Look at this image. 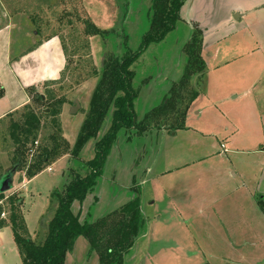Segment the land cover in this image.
<instances>
[{"label": "rangeland", "instance_id": "374dc122", "mask_svg": "<svg viewBox=\"0 0 264 264\" xmlns=\"http://www.w3.org/2000/svg\"><path fill=\"white\" fill-rule=\"evenodd\" d=\"M2 1L14 16V20L18 21V24L26 26L23 29H18L20 34L25 31V28L35 29L37 25L47 26L57 32V36L61 40L62 51L66 58L62 73L56 81L45 82L38 91L46 93L48 90L51 91L55 99L68 98L67 100H70V103L60 106L61 111L56 118L61 128V136L67 141L69 147H73L97 82V76L93 75L100 71L101 65L109 53L121 54L138 48L142 35L149 26L150 0ZM191 1L189 0L180 9V16L186 20L184 21L180 17L175 28L159 42L149 44L132 65V69L135 71L132 84L138 92L134 101L138 119L142 118L141 113H146L159 106L165 96H172L173 99L176 97L174 93L180 88L179 84L182 82L181 77L186 65L183 46L191 36L192 27L198 26L204 30L214 24L224 11L223 7L218 6L219 0H195L194 6H191ZM16 7L19 14L12 10ZM87 23H93L98 28L111 32L104 35H87L85 33ZM220 35H223L221 29L213 32V37ZM38 38H41L40 35L33 36L32 34L29 37L30 41L23 45L24 39L16 34L13 37L11 55L18 57L21 50L32 46L31 42ZM5 51V47L0 45V62L4 60ZM207 68L208 66L206 70ZM2 69L4 70L2 76L11 75L7 73L9 70ZM193 75L188 80V84L193 86L194 91H201L204 85L202 80L205 78L200 81L196 73ZM260 81L259 87L264 83V77ZM0 86L2 87V85ZM262 91L264 92V88ZM49 93L46 94V99L44 97L43 101L37 100L35 94H32V106L37 111H41L47 103L51 102L52 98L49 97ZM186 94L189 97V93ZM202 95L203 93H199L197 98H194V104L200 105V102H203L198 99ZM15 96L16 98L22 97V91L17 89L14 99ZM187 99L183 97V105ZM75 100L79 101L80 108L76 112H71ZM178 100L179 98L176 101V106L179 107L182 100ZM43 112H48V110L43 109ZM18 116L19 113L15 118L12 117V120H16ZM52 118V116L42 114L43 128L40 138L28 143L25 147L13 145V141L11 142L9 139V123H0V184L6 171L15 168L11 188L0 193L2 194L0 209L3 212L0 217L4 218L5 222H8L9 215L12 213L20 217L21 220H18L22 227H19V233L34 241H39L44 237L47 222L52 216L57 201L56 190L62 186V173L69 162V153H66L62 155V161L50 163L32 180H27L29 178L25 169L34 160L40 147L46 143L49 147L54 145L47 135L57 134L58 125ZM195 118L190 115L187 121L184 119V126L201 128V120H195ZM107 120L101 133L107 127ZM164 130L166 129L159 127L148 128L144 133H138L134 129L121 130L118 133L106 158L103 173L97 179L94 188V193L98 196V203L100 201L98 205L95 204L96 210L106 211L108 207L116 205L114 204L116 203L115 199L123 198L125 193L123 183L128 178L130 167H134L136 180H142L145 178L146 165L152 166L164 152H167V155H172V159L180 155L181 160L185 161H190L195 155L200 154L197 150L199 148L191 141L190 134H195L191 130L178 131L176 136L171 135L173 130H170V133H165ZM197 134L198 136H191L197 139L198 143L199 140H202L203 148L210 150L211 139L207 140L205 137L202 138L199 133ZM94 140L89 139L85 143L80 151L79 161L88 160L93 156ZM234 141L233 145H228L229 149L234 150L244 146L243 143ZM59 143L60 148L62 142ZM248 145L251 147L250 144ZM263 145L264 140H261L259 147ZM17 152H21L24 157L22 170H17V166L13 165L14 155ZM226 155L228 157L224 156L227 159H222L221 164L217 161L218 163H214L211 167L218 168L219 173L226 172L228 169L238 172L242 170L244 178L235 176L229 171V174L223 173L224 176L220 174L217 178V182L220 184L217 183L218 187L214 186L218 191V195L215 196L219 197L218 202H220L215 207L217 212L213 216H218L223 227L226 223L228 230L235 229L241 236L247 237L245 239H249L251 244L250 246L246 245L243 250L248 249L251 252L249 255L255 257L253 261H257L256 264H264V214L257 203L260 197L264 199V165L261 164L264 161V155L243 151L231 152ZM77 162L75 160L73 164ZM211 181L213 180L211 179ZM93 197L94 195L88 194L83 205ZM10 199L13 202H10ZM73 203L75 204L76 201ZM221 213L223 217L220 216ZM76 239L73 257H68L67 264H97L96 254L94 251H90L86 238L79 236ZM197 240L199 241V237ZM203 241L200 240L202 247L204 249L207 247L212 251L213 245L210 244V241H207V246ZM143 245V239L138 241L134 251L136 250L135 252L138 254V247L141 248ZM131 260L132 258L127 259L126 263L130 264ZM215 262L213 261L212 264H216ZM0 264H22L10 225L0 227Z\"/></svg>", "mask_w": 264, "mask_h": 264}, {"label": "crops", "instance_id": "0c3cea01", "mask_svg": "<svg viewBox=\"0 0 264 264\" xmlns=\"http://www.w3.org/2000/svg\"><path fill=\"white\" fill-rule=\"evenodd\" d=\"M194 1H191V6H194ZM188 2L189 0L185 1ZM218 6L223 7V13L214 24L203 30L201 55L206 67L208 66L203 76L205 80H202V92L200 91L204 96L198 98L203 102L200 105L194 104V99L185 117L186 121L190 115L196 117L195 120L200 119L201 128L185 125L173 130L171 134L176 136L178 131L191 130L195 133L190 134L191 141L199 148L197 150L200 154L185 161L181 160L180 155L172 159V155L164 152L152 166L146 165L145 178L142 180H136L134 167H130L128 178L123 183V198L115 199L116 205L112 204L114 207H108L106 211L95 209V204L100 203L94 193L96 184L88 193L94 197L87 204L83 205L84 200L72 204V211L79 215L81 221L94 222L135 197L133 186L140 189V206L147 218V226L123 256L122 264H127V259L131 258L130 264L257 262L253 261L255 257L249 255L251 252L248 249L243 250L246 245L250 246L251 241L246 240L247 237L241 236L235 229L228 230L226 223L223 227L218 216H213L217 212L215 207L220 202L219 197L215 196L218 195L214 188L218 187L217 178L220 174L224 176L223 173L229 172L244 178L243 171L228 169L219 173L218 168L211 166L220 163L231 152L264 155V145L259 147L260 141L264 140V83L258 86L260 79L264 77V0H219ZM24 27L26 26L14 20L4 1L0 0V45L6 50L4 60L0 62V85L3 87V95L0 97L1 124L9 123L23 106L31 104L33 91L38 90L45 82L57 80L65 66L66 58L57 35L47 39L40 36L41 38L31 42L32 46L21 50L18 57L12 56L11 46L16 34L24 39L23 45L30 41V35L38 36L35 29L30 27L20 34L18 29ZM217 28L222 30L223 35L213 37ZM2 68L9 70L7 73L11 75L2 76ZM17 89L22 91L23 96H15L14 99ZM164 132L170 133V130L166 129ZM197 133L202 138L211 139L210 150L203 148L202 140H199V146L197 139L192 137L198 136ZM234 140L244 146L229 149L228 145H233ZM59 160L62 161V157L56 161ZM261 164L264 165V161ZM35 176L37 174L27 180H32ZM220 216L223 217L222 213ZM142 239L144 245L138 247L137 254L134 248ZM200 240H204L206 246L207 241H210L213 250L210 251L207 247L204 249ZM74 244L66 253L64 264H67L68 257H73ZM95 257L97 259V254Z\"/></svg>", "mask_w": 264, "mask_h": 264}, {"label": "trees", "instance_id": "16d2710c", "mask_svg": "<svg viewBox=\"0 0 264 264\" xmlns=\"http://www.w3.org/2000/svg\"><path fill=\"white\" fill-rule=\"evenodd\" d=\"M185 1L150 0L149 26L143 33L138 48L121 54L107 55L100 71L93 75L97 76V82L73 147H69L67 141L61 136V128L56 118L61 111L60 106L70 103L68 98L55 99L51 91L46 90V93H40L34 90L32 94H35V98L39 101H43L44 97L46 99V94L50 92L51 102L47 103L41 111H37L32 103L27 104L20 109L16 120L10 119L9 139L13 141V145L21 147L40 138L43 128L42 114L52 116V120L58 125L57 134H47L54 145L49 147L47 143L43 144L34 160L26 167L25 173L28 178L41 172L62 155L69 153L68 165L62 173L63 183L60 189L56 190L57 201L41 240L34 241L20 234L19 227H22V224L19 220L21 218L14 213L9 215L8 222L0 217V227L11 226L13 240L22 264H64L66 253L72 249L74 241L79 236L85 237L90 249L97 254L98 264H121L123 256L145 232L147 218L141 211L142 194L140 189L134 186L132 189L136 193L135 197L94 222L81 221L79 215L72 211V204L75 201L82 202L94 188L97 179L103 173L108 153L121 130L134 129L138 133H144L148 128L164 127L167 130H175L184 126L183 122L189 106L200 93L199 90L194 91L193 86L188 84V80L196 73L201 81L206 71L201 55L203 30L193 26L191 36L183 46L186 65L181 77L182 82L179 84L180 88L174 93L176 97L173 99L172 96H165L159 106L144 113L140 119L136 117L134 109L138 92L132 84L135 77L132 65L149 44L159 42L175 28L177 21L180 20V9ZM12 10L17 12L18 8ZM35 31L38 35H42V39L57 35V32L47 26L37 25ZM109 32L111 31L100 29L93 23L86 24L87 35H104ZM186 86L189 88L185 89ZM186 93H189V97ZM2 95L3 87L0 86V97ZM183 97L188 98L184 105ZM178 98L182 100L179 107L176 106ZM43 109H47L48 112H43ZM106 119H108L107 127L101 133L103 126L107 123ZM89 139H95L93 156L88 160L79 161L80 151ZM60 141L62 147L59 148ZM18 152L14 155L13 165L17 166V170H22L24 157L21 152ZM75 160L78 162L73 164ZM1 198L2 194H0V201ZM10 202L13 201L10 199ZM257 203L264 214V199L260 197ZM2 213L0 209V215Z\"/></svg>", "mask_w": 264, "mask_h": 264}, {"label": "water", "instance_id": "95a60500", "mask_svg": "<svg viewBox=\"0 0 264 264\" xmlns=\"http://www.w3.org/2000/svg\"><path fill=\"white\" fill-rule=\"evenodd\" d=\"M80 108V104L78 100L74 101V106L72 107L71 112H76ZM15 172V168H11L6 171L5 176L3 177L1 184H0V193L9 190L12 185V177L13 173Z\"/></svg>", "mask_w": 264, "mask_h": 264}]
</instances>
